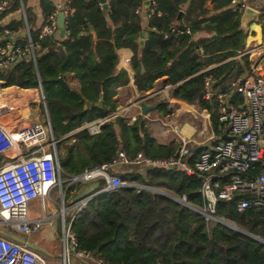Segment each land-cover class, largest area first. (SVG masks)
Returning <instances> with one entry per match:
<instances>
[{"label":"trees","instance_id":"1","mask_svg":"<svg viewBox=\"0 0 264 264\" xmlns=\"http://www.w3.org/2000/svg\"><path fill=\"white\" fill-rule=\"evenodd\" d=\"M230 1L156 0L155 13L149 14L145 0H108L107 11L100 0H69L61 40L38 37L46 19L56 12L53 0H39L43 19L35 30V15L25 7V0H12L0 10V44L5 43L7 35L24 30L25 19L32 43L39 46L34 50L35 63L28 57L22 59L6 73L0 72V83L21 89L41 86L51 133L58 141L65 200L79 201L81 190L93 183L69 186L71 179L87 168L110 163L120 152L129 159L142 154L165 160L180 148L175 139L158 145L140 117L129 122L114 114L116 91L129 83L125 71H116L121 49L132 53L134 85L140 94L166 78L164 86L171 87L170 98L208 112L217 131L215 95L227 93L231 83L249 70L246 62H227L242 50L245 39L239 29L240 14L230 8ZM23 7L25 17L20 12ZM142 19L147 20L150 33L140 48L133 37L142 31ZM177 21L182 24L174 28L172 24ZM184 28L189 29V35L181 32ZM202 33L203 37L193 40L195 34ZM21 39L16 45L26 46L27 39ZM211 66L214 68L203 72ZM66 75L74 77L78 91L58 82ZM207 77L214 83L209 100L203 98ZM100 102L101 108L96 107ZM167 104L166 100L158 101L157 110L166 113ZM97 120L104 121L99 134L76 132L85 123ZM120 166L127 171L114 167L110 173L126 184L153 191L126 185L92 198L69 227L77 251L89 252L92 260L106 264H264V211L239 213L235 200L219 202L214 216L234 225L237 232L206 221L163 194L185 197L190 205L202 208L196 176L177 170ZM95 185L100 190L105 187L101 180Z\"/></svg>","mask_w":264,"mask_h":264},{"label":"built area","instance_id":"2","mask_svg":"<svg viewBox=\"0 0 264 264\" xmlns=\"http://www.w3.org/2000/svg\"><path fill=\"white\" fill-rule=\"evenodd\" d=\"M10 1L12 0H2L0 10ZM62 1L64 7L61 12L66 19L69 9L65 5L68 1ZM146 1L149 14H154L156 0ZM230 8L243 13L248 8V0H231ZM57 17V11L49 15L40 28L39 39L54 36L58 32ZM181 32L190 34L187 28ZM38 47L30 38L27 39L26 46L12 45L5 40V43L0 44V72L6 73L26 57L35 63L34 50ZM252 51L254 50L240 51L233 59L238 61ZM261 54L264 57V46L261 48ZM206 71L207 69L203 72ZM211 86L212 79L205 78L203 98L206 100L212 96ZM237 95L241 103L235 105L232 99ZM215 105L218 128L216 132L212 130V134L205 140L197 142L191 138L183 139L177 153L165 160H152L142 154L129 159L120 152L110 163L85 169L83 173L71 179L70 185L101 180L105 184V191L129 185L116 174L110 173L117 165H131L143 170H177L186 176H196L200 180L198 194L203 207L190 205L185 197L178 199L163 192L164 195L170 199H178L182 206L191 208L192 211L196 209L203 212V215L198 214L208 222L221 220L214 216L219 202L228 203L235 200L239 213L250 209L264 211L263 77L240 76L231 83L227 93L215 95ZM14 113L12 105L0 104V227L7 229L11 234H0V264H46L44 259L26 244L14 239V236H29L41 229L43 215L35 212L33 204L39 201L43 209L52 189L61 185V167L56 150L58 141L52 136L49 121L18 127L13 120ZM206 116L209 118L208 114ZM103 122L97 120L85 123L76 132L86 131L91 136L97 135ZM129 186H136L138 190L153 191L149 187L135 184ZM86 203L80 202L76 212L80 213ZM67 237L69 245L63 248V264H68L73 256L91 259L89 252L76 250V241L69 228ZM94 263L106 264L102 260H94Z\"/></svg>","mask_w":264,"mask_h":264},{"label":"crops","instance_id":"3","mask_svg":"<svg viewBox=\"0 0 264 264\" xmlns=\"http://www.w3.org/2000/svg\"><path fill=\"white\" fill-rule=\"evenodd\" d=\"M67 1L68 2L65 6L68 8L69 0ZM104 1H105L104 4L101 2V0H100V3L103 9H104L103 6L105 5L106 8L104 10L107 11L108 0H104ZM53 2H54L53 4H55L56 6V11L59 14L63 10L64 1L53 0ZM146 2L147 1L145 0V3ZM145 3H144V8L148 7L147 4L145 5ZM25 7L32 9L33 14L35 15V20H34L35 28H33V30L38 29L37 27L41 25L42 19H43L42 14L40 12V8H39V0H25ZM144 8L143 10H141L142 16L145 14ZM208 9L209 10L211 9V5L209 3H208ZM20 12H21V15L25 17L24 7L22 8V11ZM71 14H72V10L70 9L69 15ZM239 14H240L239 29L244 33V36H245L244 44H243L241 51H248V50L249 51L254 50V51H252L247 56L243 57L242 59L238 61L233 59L235 57L234 56L232 58H229L227 62L232 61V60L239 64H244V62H246L249 65V70H246L245 72H243L242 75L261 76L264 79V57H262V54H261V48H263L264 46V0H248V8L243 13H239ZM24 21H25V29L20 31L18 35H7L6 39L10 43H12V45L16 44L18 40H23L21 38H26V39L30 38V29L28 28L25 19ZM146 21H147L146 19L144 20L142 19V22H141L142 31L133 37V39L137 41L140 48L143 46L144 40L150 33V31L147 29ZM179 24H182V23L177 21L173 23L172 25L175 28ZM25 31L27 35L24 36L23 33ZM203 34L204 33L195 34L193 36V40L203 37L204 36ZM64 36H65V33L62 37H60V31L58 29V32L54 36H51V37H55L58 40H61ZM117 56H118V61H117L116 71H121V70L125 71L129 77L128 78L129 83L127 86L118 88L116 91V96L114 100L117 103V108L114 114H117L118 116H120L121 118L129 122H134L138 117L146 121V123L150 121H154L153 120L154 116H152V114L154 110H157V108L154 110L148 111L146 112L145 115H143L142 106L144 105L147 107H152V106L158 107L157 105L158 101L157 100H155V102L152 101L156 98L155 96L158 97L162 94H167L169 96V93H170L169 89L171 87L164 86V82L166 81V78H163L157 81L154 84V89H152L151 91L145 94H140L134 85V79L136 77V73L133 70L132 65H131V57H132L131 51L127 49H121L118 51ZM140 67H141V71L143 72L144 70H143L142 65ZM213 68L214 66H211L207 69V71ZM62 79L64 83L66 84V88L69 87L76 91L79 90L78 83L76 82V80L74 79L72 75H66ZM232 100L235 105H238L241 103V99L239 95H237ZM3 103L12 105L14 107L15 113L13 115V120L17 123L16 126L18 127L26 126L28 124L35 123V122H40L39 118L43 110L45 111L44 121H48V113H47L46 104L44 102L43 94L41 93L39 87L36 89H21L15 86L5 87L2 83H0V104H3ZM168 104H167V112H171V113L173 112L181 113V112H188V111L196 112V108H198L194 105H189L181 100H177L173 98H170V105L168 106ZM200 111H201L200 117L203 120L204 127L208 126V128L210 129L212 133V130L214 131V129L212 128V123L210 121V114L206 112L205 110H200ZM206 114H208L209 118L206 116ZM167 126H170V125L167 124ZM175 131L177 132L175 133ZM195 133L196 132H195L194 126L189 123H185V126L183 128L176 127V128H173L172 131H163L159 135V140H155V141L158 145H164L165 142L168 141L169 139H175L181 145V141L183 139L191 138L193 141H197L193 139L195 136ZM201 141L203 140H200L197 142H201ZM116 169L119 171H123V172L127 171L123 166H120V165H118ZM56 188H58L56 190L58 196L52 195L53 194L52 192H54ZM96 188H97L96 185L95 186L91 185V186H87L83 188L80 193L81 195L78 193L76 196V198H78L79 195L81 196L79 201L74 200L72 198L65 200V196L62 190V181H61V185L56 186L50 192L49 203L46 202L43 209H41L39 201H36L33 204L35 212L43 215L42 227L39 230V232L34 234L36 235L35 238L27 239L24 236L17 234L14 236V239H17L19 242L20 240H25L26 242L31 243L32 245L36 246L38 249L33 250L36 254L43 253L48 257H53V255H57L56 249H55V252L52 253L51 251L48 250V248L51 249L52 244H54V242L59 237V239L62 241L60 245L61 251H63V248L65 247L64 231H66V229L70 227L69 224H71L75 216L79 214L76 212L78 204L82 201H86L88 203L95 196L101 194L102 192H105V190H100ZM59 194L60 196H62L61 201H59L60 199ZM67 215H68V220H69L68 224L66 223ZM0 234L4 236L11 235L6 229H2L1 227H0ZM56 248H58V246ZM39 256L42 259H44L41 255ZM57 260H59L60 263L63 264L61 255L59 256V258H57ZM45 262L46 264L48 263L46 260ZM68 264H95V263H94V260L92 259H80V258L73 256L69 260Z\"/></svg>","mask_w":264,"mask_h":264},{"label":"rangeland","instance_id":"4","mask_svg":"<svg viewBox=\"0 0 264 264\" xmlns=\"http://www.w3.org/2000/svg\"><path fill=\"white\" fill-rule=\"evenodd\" d=\"M155 100H157V101H163V100L165 101L166 100L167 103H169L168 106L170 105V97L167 94H162V95L158 96V98H155L152 101L155 102ZM41 112H42V110H41ZM200 112L201 111L198 108H196V112L188 111V112H181V113H174V112L173 113H171V112L164 113V112H161L159 110L158 111L154 110L153 114H152V116H154V119H153L154 121H150L147 123V125L149 127V136L154 140H159V135L163 131H172V129L176 128V127L183 128L185 126V123H189V124L193 125L195 128L196 133H195V136L193 139L197 140V141L204 140L207 137H209L212 133H211L210 129L208 128V126L204 127L203 120L200 117ZM43 113H44V115H43ZM44 119H45V111L43 110V112L40 115L39 121L45 122ZM167 124H169L170 126H167ZM68 184H70V182ZM82 184L85 185L86 183H82ZM91 184L94 185L95 182H93ZM57 189L58 188H56L54 190V192H52L53 193L52 195L58 196L57 191H56ZM59 198H60L59 201H61L62 196H60V194H59ZM45 202H49V199L46 200ZM57 202H58V200H57ZM40 206H41V203H40ZM68 222H69V220H68V215H67V222L66 223L68 224ZM66 227H68V226H66ZM2 229H4V228H2ZM67 229H66V234H65V246L69 245V239L67 237ZM35 236L36 235L32 234L29 236H25V238L34 239ZM61 242L62 241L58 237L57 240L54 242V244H52V248L51 249L48 248V250L51 251L52 253L55 252V249H56L57 255H53V257H48L43 253H38L48 262L47 264H61L60 261L57 260V258H59L60 255L62 256V253H63V251H61V246H60ZM57 246H58V248H56ZM71 254L73 255L72 252H71Z\"/></svg>","mask_w":264,"mask_h":264},{"label":"water","instance_id":"5","mask_svg":"<svg viewBox=\"0 0 264 264\" xmlns=\"http://www.w3.org/2000/svg\"><path fill=\"white\" fill-rule=\"evenodd\" d=\"M101 2L104 4L105 1L104 0H101ZM146 4L148 5L147 2L145 3V5ZM103 7H104V9L106 8L105 5ZM57 26H58V29L60 31V37H62L64 35V33H65V18H64V15H63L62 12H60L58 14V17H57ZM23 35L24 36L27 35L26 31L23 33ZM58 82L61 83L64 87H66V84L64 83V81H63L62 78H59L58 79ZM39 89H40V91L42 93V89H41V86L40 85H39ZM101 106H102L101 105V102L98 105H96V107H98V108H101ZM156 108H157V106L147 107V106H144L143 105L142 106L143 115H145L146 112L151 111V110H154ZM60 182H61V177H60ZM173 201H175L176 203L180 204L178 199H173ZM188 209H191V208H188ZM195 212L200 213L202 215L204 214L203 212H200V211H198L196 209H195ZM213 219H215V218H213ZM216 222H218L219 224L225 226L228 229H231V230H234V231L239 232V230L234 225H232V224H229V223L224 222V221H221V220H216ZM20 242L23 243V244H26L32 250H37L38 249L36 246L32 245L31 243L26 242L25 240H20Z\"/></svg>","mask_w":264,"mask_h":264},{"label":"clouds","instance_id":"6","mask_svg":"<svg viewBox=\"0 0 264 264\" xmlns=\"http://www.w3.org/2000/svg\"><path fill=\"white\" fill-rule=\"evenodd\" d=\"M164 194V193H163ZM173 200V199H172Z\"/></svg>","mask_w":264,"mask_h":264},{"label":"bare ground","instance_id":"7","mask_svg":"<svg viewBox=\"0 0 264 264\" xmlns=\"http://www.w3.org/2000/svg\"><path fill=\"white\" fill-rule=\"evenodd\" d=\"M187 134V133H186Z\"/></svg>","mask_w":264,"mask_h":264}]
</instances>
